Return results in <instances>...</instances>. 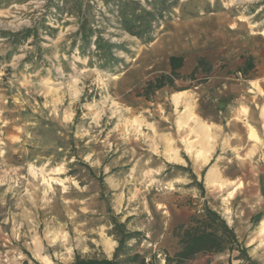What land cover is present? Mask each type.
Here are the masks:
<instances>
[{
	"label": "rangeland",
	"instance_id": "374dc122",
	"mask_svg": "<svg viewBox=\"0 0 264 264\" xmlns=\"http://www.w3.org/2000/svg\"><path fill=\"white\" fill-rule=\"evenodd\" d=\"M80 17L93 31L85 40ZM173 54L185 57L183 74L204 58L211 76L139 96ZM260 110L264 0H0V264L111 258L114 220L145 235L137 251H174V229L205 203L224 216V187L236 183L226 175L252 181L240 148V163L224 149L240 139L226 119ZM207 134L213 149L202 160ZM228 258L200 254L188 264Z\"/></svg>",
	"mask_w": 264,
	"mask_h": 264
},
{
	"label": "trees",
	"instance_id": "16d2710c",
	"mask_svg": "<svg viewBox=\"0 0 264 264\" xmlns=\"http://www.w3.org/2000/svg\"><path fill=\"white\" fill-rule=\"evenodd\" d=\"M81 12V11H80ZM80 33L87 39L91 36L92 30L87 31V19L80 17ZM131 30V27H127ZM135 32V31H132ZM112 44L104 45L102 38L98 36L96 47L105 53ZM169 71L159 73L157 76L148 79L143 86L139 96L146 100H152L156 92L170 88L174 91H180L185 88L179 87L178 82L188 78L196 82L197 85L205 83L212 73V66L204 58H199L193 70L188 74H183L182 69L185 66V57L183 55L173 54L168 57ZM244 75L247 70L239 69ZM199 75L203 79H199ZM205 171L203 172L204 175ZM192 183L196 182L202 193H205L204 184L197 183V176L192 173ZM113 227L111 235L117 241V246L111 258L106 255L94 257H82L76 255L75 259L66 264H188L199 254H229L228 260L232 258L238 260L251 261L248 254V248L240 240L233 226H230L222 213L214 207L205 203L201 209L189 216L188 223H182L174 229V235L177 238V248L174 251L163 249L161 253L148 252L141 253L136 247L145 239V235L138 230H130L126 227V222L112 221ZM238 251L239 254L233 257V253ZM160 254V256H159Z\"/></svg>",
	"mask_w": 264,
	"mask_h": 264
},
{
	"label": "crops",
	"instance_id": "0c3cea01",
	"mask_svg": "<svg viewBox=\"0 0 264 264\" xmlns=\"http://www.w3.org/2000/svg\"><path fill=\"white\" fill-rule=\"evenodd\" d=\"M185 68L186 59L182 72L185 70ZM169 70L170 67L167 61V67L165 71ZM227 85L229 88V84L224 82L221 83L218 88L224 91L222 87ZM251 86L252 85L250 84L246 85V91L251 90ZM224 109L225 113H227V107ZM236 118L237 117L230 116L226 120L229 119L231 122H233L232 128L234 130L232 133H237L238 138L240 139L235 140L236 142H225L224 149L226 152H230L232 154L233 162L240 163L233 149L234 146L239 147L241 150L240 152L244 157V161L242 162L249 161V164L252 162V169H254L255 172L252 174V181L243 179L242 177L239 178V176L236 174H228V176L226 175L228 180L231 182L236 181V183L234 185H226V187H224L225 193L221 198L223 201L222 209L224 210V216L226 220L230 226L235 228V231L241 241L244 240L248 228L252 227V241L246 243L249 248V256L252 258V264H264V239L260 238L264 237V160L261 162L260 159L262 152L264 155V114L260 110L258 113L256 111L255 115L252 112L250 113L249 117L242 115L239 119ZM228 124V121L221 123L223 127L227 126ZM248 126H250V129ZM207 136L208 138H202L204 141V146L199 153V156L202 160H208V154L206 153L211 152L213 149V144L209 146L212 137L210 134H207ZM257 140H261L262 143ZM251 145L252 161L245 159L246 153L251 150ZM219 148H221L220 144ZM241 164H239V166H242ZM229 167L230 163L225 166V168ZM211 172L215 173L210 179L209 175ZM219 177V172L215 168H211L206 175V181L210 184H214L218 181ZM257 228H259L258 231ZM197 256L199 257L200 254ZM220 258H227V255H222ZM241 262V260L233 259L231 264H241ZM221 263L227 264V259H222ZM228 264L230 263L228 262Z\"/></svg>",
	"mask_w": 264,
	"mask_h": 264
},
{
	"label": "bare ground",
	"instance_id": "6f19581e",
	"mask_svg": "<svg viewBox=\"0 0 264 264\" xmlns=\"http://www.w3.org/2000/svg\"><path fill=\"white\" fill-rule=\"evenodd\" d=\"M175 97H176L175 99L177 100V98H178V94L175 95ZM251 133H252V132H251ZM173 157H174V158H177V152L174 153ZM214 173H215V172H211V173H210V175H209V178H210V179H211V177L214 175ZM112 248H113L112 245H109V246H108V250H112Z\"/></svg>",
	"mask_w": 264,
	"mask_h": 264
}]
</instances>
